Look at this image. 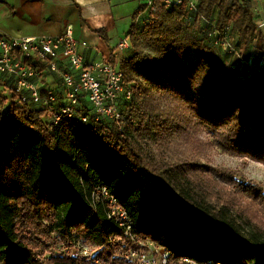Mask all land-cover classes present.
<instances>
[{
    "label": "trees",
    "instance_id": "trees-1",
    "mask_svg": "<svg viewBox=\"0 0 264 264\" xmlns=\"http://www.w3.org/2000/svg\"><path fill=\"white\" fill-rule=\"evenodd\" d=\"M198 7L156 0L134 11L130 48L111 57L133 91L120 103L121 126L84 122L92 110L86 101L58 123L13 98L0 110V264H84L71 255L78 239L111 260L122 229L105 203L92 206L99 187L129 213L133 231L172 260L264 264L261 183L200 160L209 158L205 149H220L264 164V32L251 0ZM203 18L230 35L234 65L220 59ZM169 143L179 147L176 157L160 152L159 160L154 146Z\"/></svg>",
    "mask_w": 264,
    "mask_h": 264
},
{
    "label": "built area",
    "instance_id": "built-area-1",
    "mask_svg": "<svg viewBox=\"0 0 264 264\" xmlns=\"http://www.w3.org/2000/svg\"><path fill=\"white\" fill-rule=\"evenodd\" d=\"M167 7L173 4L187 5L197 13L200 0H159ZM156 0H150L154 4ZM211 42L224 51L234 52L230 35L220 32L214 23L203 18ZM130 40L125 37L117 49L127 51ZM261 70V69H260ZM55 74L61 81L64 94L42 91L35 82L43 72ZM0 75L5 91L18 103H33L42 107L45 116L58 123L66 116L74 115L76 109L86 101L92 108L90 115L81 119L88 122L112 120L117 126L125 120L121 108L122 100L133 99V91L125 85L124 73L110 57L89 62L80 49V42L71 27L55 35L31 37H7L0 35ZM105 203L110 220L122 229L120 249H114L111 260L100 256L101 248L83 239L75 241L71 255L83 259L84 264H227L220 260L198 261L187 257L172 260L170 253L150 240L141 238L133 231V221L114 195L106 187H99L92 194V206ZM117 237L111 236V240Z\"/></svg>",
    "mask_w": 264,
    "mask_h": 264
},
{
    "label": "crops",
    "instance_id": "crops-1",
    "mask_svg": "<svg viewBox=\"0 0 264 264\" xmlns=\"http://www.w3.org/2000/svg\"><path fill=\"white\" fill-rule=\"evenodd\" d=\"M149 1L0 0V35L20 38L55 36L71 27L87 61L112 56L120 58L125 51L117 49V46L129 32L134 11ZM251 3L254 21L264 32V0H251ZM147 14L145 12L138 20H143ZM100 29L106 32L107 40L97 32ZM3 77L0 75V94L6 99L0 103V110L5 112L13 99L5 91ZM35 82L44 92L52 90L64 94L61 81L55 74L45 71Z\"/></svg>",
    "mask_w": 264,
    "mask_h": 264
},
{
    "label": "rangeland",
    "instance_id": "rangeland-1",
    "mask_svg": "<svg viewBox=\"0 0 264 264\" xmlns=\"http://www.w3.org/2000/svg\"><path fill=\"white\" fill-rule=\"evenodd\" d=\"M129 29H130V26L128 28V31H129ZM125 37H126V34L123 36L122 39H124ZM250 55H251V58H254L255 61L258 60V58H259V53L255 49H253L251 51ZM219 56H220L221 60H223L226 64H229V65H234L238 60V57H237V55L234 54V52L230 53V52H225L222 50V52L221 51L219 52ZM3 102H4V100L2 98V95H0V103H3ZM172 104H173V102L169 103V106ZM202 138L211 139V137H209L206 134H204L202 136ZM188 147H190V146H188ZM178 150H179V147H177V144H176V146H174L173 144L169 143V145L167 147H163L161 150L159 147L154 146V151H155L159 160L163 159V157L160 155V152L164 153V155L165 154L168 155L164 158L165 160L166 159L168 160L172 157H176V153ZM202 152H204V154L209 157V158L200 157L202 164L209 165L210 167H213V168L216 167V168L231 169L234 172H236L237 174L242 175L249 180H255V181L261 183L262 187L264 188V179H261V175H264V167H262V166H264V164L257 162V161H254V160H245L239 156L224 153L220 149H214V150H210V151L205 149ZM204 154H202V155H204ZM245 161H246V163H245ZM223 184H224V182H223ZM217 188L222 189L220 183L217 185ZM226 188L228 190L227 185H226Z\"/></svg>",
    "mask_w": 264,
    "mask_h": 264
},
{
    "label": "snow or ice",
    "instance_id": "snow-or-ice-1",
    "mask_svg": "<svg viewBox=\"0 0 264 264\" xmlns=\"http://www.w3.org/2000/svg\"><path fill=\"white\" fill-rule=\"evenodd\" d=\"M262 167H264V166H262ZM261 179H264V175H261Z\"/></svg>",
    "mask_w": 264,
    "mask_h": 264
}]
</instances>
